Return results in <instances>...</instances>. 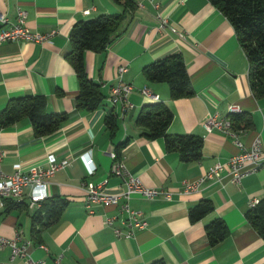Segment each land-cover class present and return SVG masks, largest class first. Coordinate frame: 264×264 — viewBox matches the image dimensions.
I'll return each instance as SVG.
<instances>
[{
    "label": "crops",
    "instance_id": "obj_1",
    "mask_svg": "<svg viewBox=\"0 0 264 264\" xmlns=\"http://www.w3.org/2000/svg\"><path fill=\"white\" fill-rule=\"evenodd\" d=\"M141 0L126 10L119 33L101 52L86 50L85 71L100 82L104 97L110 86L121 81L132 87L127 99L132 107L119 115L118 105L106 98L94 110H75L77 81L64 58L68 50L71 25L80 19L99 14L122 13L121 4L113 0H0V11L7 24L14 23L16 11L25 13L29 30L54 34L41 43L26 40L0 43V109L8 98L24 94L45 97L48 112H64L67 118L50 134L35 136L29 121L22 118L0 129V170L10 173L16 168L44 167L46 156L67 165L48 179L49 201L62 197L67 205L52 223L40 226L31 235V215L36 209L15 208L0 214V236L16 237L17 243L28 241L26 253L33 259L53 264L61 254V264H149L162 259L164 264H264V239L244 217L251 199L264 196V160L260 167L242 176L238 183L230 180L226 159L238 148L234 139L219 129L206 131L208 115L227 116L234 105L248 113L251 126L235 129L236 139L248 147L259 137L264 156V98H254L247 83V60L227 18L207 0ZM83 9H89L87 14ZM167 23L185 32L179 39L167 27L157 28L156 13ZM1 26V23H0ZM170 53H179L193 93L171 99L165 83L144 79L141 67ZM126 70L119 73L117 68ZM145 87L157 95L172 114L167 127L170 134H192L202 140L198 161L183 163L175 151H166L162 138L146 139L139 135L134 120L139 109L154 100L140 93ZM116 114L117 128L112 136L105 130L103 118L108 111ZM127 139L119 156L124 168L143 185L163 188L168 197L131 195L129 206L140 210L145 227L129 238L116 237L103 223L116 207L95 205L91 213L83 202L84 184L105 180L103 189L117 193L118 176L109 173L110 153ZM86 159H91L88 165ZM215 163L223 164L217 179H205L196 191L182 192L183 181H192ZM88 167L91 173H88ZM207 199L212 210L196 221H189L187 210ZM12 200V199H11ZM25 203V200H14ZM4 199L0 203L3 209ZM224 222L228 234L209 245L204 225L213 218ZM112 225L118 226L117 219ZM44 248H43V247ZM0 264H26L24 258L10 257V249H0Z\"/></svg>",
    "mask_w": 264,
    "mask_h": 264
},
{
    "label": "trees",
    "instance_id": "obj_2",
    "mask_svg": "<svg viewBox=\"0 0 264 264\" xmlns=\"http://www.w3.org/2000/svg\"><path fill=\"white\" fill-rule=\"evenodd\" d=\"M121 4L122 13L99 14L92 18L75 21L68 33V50L64 58L73 69L77 81V93L74 97V109L91 111L103 104L104 95L100 90V82L93 81L85 71L83 55L86 50L101 52L119 33L121 21L126 10L135 7L133 0H113ZM216 7L231 24L235 38L242 48L247 60V83L251 95L264 98V0H207ZM145 80L162 82L167 85L171 99L187 97L193 93L184 61L179 53H170L154 59L141 67ZM26 118L33 134L37 137L55 131L67 118L64 112H48L46 100L42 95L24 94L8 98L0 109V129H4L16 121ZM116 114L111 110L103 118L105 130L112 136L117 128ZM172 114L168 107L160 101L143 105L135 116L134 123L139 126V135L146 139L162 138L166 151H175L179 161L189 163L198 161L201 157L202 140L192 134H170L167 127ZM227 118L233 129H246L251 126V117L245 112H228ZM127 139L118 142L114 147L115 156ZM67 200L62 197H52L43 201L31 215L29 231L37 233L35 223L46 226L52 223L62 213ZM26 203L4 199V214L15 208H26ZM212 210V204L207 199L200 200L187 210V218L193 222ZM247 222L264 239V196L249 206L244 212ZM204 232L209 245L225 238L227 228L220 218H213L204 225ZM149 264H164L162 259H156Z\"/></svg>",
    "mask_w": 264,
    "mask_h": 264
},
{
    "label": "built area",
    "instance_id": "obj_3",
    "mask_svg": "<svg viewBox=\"0 0 264 264\" xmlns=\"http://www.w3.org/2000/svg\"><path fill=\"white\" fill-rule=\"evenodd\" d=\"M135 4L142 6L141 0H133ZM152 3L154 8L157 4L153 0H147ZM89 9H83L82 13L87 14ZM25 13L22 10L16 11V19L14 23L7 24V19L0 11V43L5 41L26 40L36 43L47 41L53 34L54 30L46 33H39L29 30L24 24ZM157 19V28L162 29L167 27L179 39H183L185 32L181 29L169 25L165 16H161L158 12L155 14ZM119 73L126 70L124 65L117 68ZM132 87L129 83L118 81L110 86L109 94L106 100L111 105H118L119 115H122L126 110L132 107L131 102L127 99V94L131 91ZM142 95L151 100H156L157 95L152 94L147 88L140 89ZM238 107L229 105L227 112H238ZM203 127L206 131L211 129H219L223 133L231 136L238 148V151L230 155L225 164L228 167V175L231 181L238 183L240 178L245 174L254 171L261 166L264 156L262 155V145L259 137H254L248 147H244L236 139V131L231 126V121L226 117H218L216 115H208L203 122ZM1 156V155H0ZM112 159L109 173L120 178L121 189L117 193H107L104 191L103 186L105 180L97 183L87 182L84 184L83 202L88 212L91 213L93 206L98 205L102 207L113 206L116 207V212L113 215H105L103 223L110 226L113 234L116 237L129 238L134 235L136 230L145 227V220L140 210L131 208L129 206V198L131 195H139L144 198H153L157 195H164L168 197V192L163 188L154 186H145L136 177L131 175L123 166L121 159L116 158L115 153L111 152ZM91 159H86L85 164L88 165ZM67 165V160L63 159L56 161L54 156L49 154L46 156V164L44 167L31 166L26 170L16 168L10 173H5L0 170V203L3 199L12 200H25L26 206L29 209H37L41 203L48 197L47 184L48 179L53 173ZM223 164L215 163L208 170L192 181H183L182 192L190 193L197 190L198 185L205 179H217L219 171ZM88 173L91 169L88 167ZM256 199H251L249 206L254 205ZM117 219L118 226L112 225V221ZM28 241L17 243L16 237L7 238L0 236V249L7 246L10 249V257L18 256L24 258L26 264H45L42 259H33L25 251ZM43 247V246H42ZM44 248V247H43ZM61 254L54 257L53 264H61Z\"/></svg>",
    "mask_w": 264,
    "mask_h": 264
}]
</instances>
